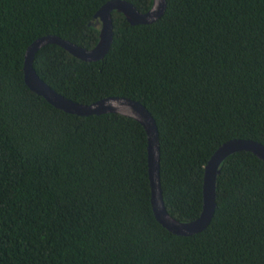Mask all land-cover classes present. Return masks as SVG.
Instances as JSON below:
<instances>
[{"label": "trees", "instance_id": "1", "mask_svg": "<svg viewBox=\"0 0 264 264\" xmlns=\"http://www.w3.org/2000/svg\"><path fill=\"white\" fill-rule=\"evenodd\" d=\"M108 1L0 0V264H264L263 159L229 155L209 226L175 234L155 216L144 126L67 112L26 83L28 47L47 35L95 47ZM33 65L76 102L126 96L150 110L177 220L201 215L205 167L223 143L264 144V0H167L147 24L114 11L103 59L47 44Z\"/></svg>", "mask_w": 264, "mask_h": 264}, {"label": "water", "instance_id": "2", "mask_svg": "<svg viewBox=\"0 0 264 264\" xmlns=\"http://www.w3.org/2000/svg\"><path fill=\"white\" fill-rule=\"evenodd\" d=\"M167 8V0H153L152 7L139 11L126 0H110L96 13L102 23L100 40L93 48L82 47L57 35H47L36 39L25 55V81L28 86L45 97L50 103L67 112L79 115L120 113L135 118L145 128L148 135V170L151 185V200L158 221L171 232L179 235H192L205 230L211 223L217 207V178L222 162L231 154L248 150L264 160V144L249 138H234L223 143L212 155L205 167L204 204L201 215L195 220L183 222L174 218L168 211L161 178V144L156 119L140 101L126 96H108L90 104L76 102L57 92L37 73L33 62L35 54L47 44H58L73 55L88 61L101 60L109 52L113 43V12L126 15L132 24L152 23L160 19Z\"/></svg>", "mask_w": 264, "mask_h": 264}]
</instances>
